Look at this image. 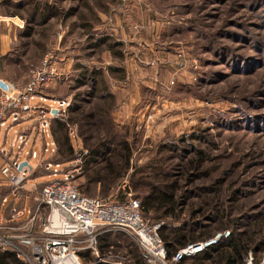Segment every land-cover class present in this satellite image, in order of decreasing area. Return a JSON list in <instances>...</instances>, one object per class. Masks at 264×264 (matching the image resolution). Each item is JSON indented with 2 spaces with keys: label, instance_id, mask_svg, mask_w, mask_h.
Listing matches in <instances>:
<instances>
[{
  "label": "rangeland",
  "instance_id": "1",
  "mask_svg": "<svg viewBox=\"0 0 264 264\" xmlns=\"http://www.w3.org/2000/svg\"><path fill=\"white\" fill-rule=\"evenodd\" d=\"M40 1L41 6L55 9L49 24L52 44L61 33L57 27L60 24L62 42L70 51L77 46L75 50L90 61H101L110 43L91 47L93 37H86L88 27L103 29L98 33L116 31L125 17L129 28L124 79L116 72L115 80L109 84L100 77L97 82L96 76L93 88L87 77L60 78L44 93L50 94L47 98L67 102V119L75 117L70 110L76 106L100 117L101 112L107 118L105 125L96 120L79 121L77 126L70 122L66 132L56 131L63 171L71 173L81 194L121 204L130 197L141 198L143 192H137L132 183L148 167L145 175L153 171L165 173L166 181L177 182L185 195L195 194L186 200L180 219L191 203L202 205L200 216L211 217L203 203L211 202L216 189L220 207L235 220L237 232L247 229L250 220L264 223V0ZM106 18H111L108 24L104 23ZM139 37L143 41L140 47ZM110 50L121 63L119 47L113 45ZM109 90L115 97L103 99ZM38 121L27 116L18 124L6 122L0 128L3 156L17 164L27 161L33 170L39 161L48 163L55 148L48 134L43 137L35 131ZM27 129H32L29 135L24 134ZM70 131L73 148L60 138ZM17 135L26 143L21 152ZM106 142L110 155L105 158L110 160L88 166L91 157L86 150ZM124 142L131 155L128 167L120 171L116 163L122 162L113 150ZM199 152L205 160L199 172H187L200 158L196 155ZM33 154L35 158H28ZM54 160L61 162L59 155ZM109 162L124 177H109L98 183L92 180L95 170L105 173ZM155 162L163 165L164 173L150 170L149 165ZM37 175H45L36 181L39 184L53 180L44 171ZM145 175L143 178L148 177ZM216 181L219 184H214ZM12 199L13 196L7 198L0 217L10 208ZM20 202L18 197L13 211ZM25 210H30L28 201ZM154 216L150 212L143 218L151 225ZM245 222L248 224L243 228ZM261 236L264 237V228ZM195 246L202 249L204 244ZM251 255L254 261L264 258L260 249L252 250Z\"/></svg>",
  "mask_w": 264,
  "mask_h": 264
},
{
  "label": "built area",
  "instance_id": "2",
  "mask_svg": "<svg viewBox=\"0 0 264 264\" xmlns=\"http://www.w3.org/2000/svg\"><path fill=\"white\" fill-rule=\"evenodd\" d=\"M61 63L60 54L53 50L39 64L29 68L22 86H10L0 79V128L9 120L18 124L27 116L35 117L39 118L36 132L43 137L48 134L51 138L47 116L53 117V111L64 116L67 102L53 101L45 106L43 99L44 93L62 78ZM36 101L41 103L36 105ZM16 144L20 152L25 150L26 143L21 135H17ZM0 155L3 156L1 151ZM3 157L1 203L6 202V194H14L23 188L33 170L23 168L19 172L15 160ZM35 157V154L28 155V158ZM36 169L47 172L53 180L45 183L32 197V207L26 212L25 222H0V252L13 251L26 264H82L78 254L83 251L95 254L101 234L121 231L136 242L144 264H174L178 261L180 255L168 260L166 248L158 235L161 224L149 226L144 222L140 201L135 197H130L124 204L89 198L80 194L71 173H63V166L39 162ZM195 248V245L190 246L181 254L193 255L200 250ZM244 264H264V258L255 263L249 253Z\"/></svg>",
  "mask_w": 264,
  "mask_h": 264
},
{
  "label": "trees",
  "instance_id": "3",
  "mask_svg": "<svg viewBox=\"0 0 264 264\" xmlns=\"http://www.w3.org/2000/svg\"><path fill=\"white\" fill-rule=\"evenodd\" d=\"M51 11L53 14L55 9H51ZM95 77L97 78V82L99 77V80L103 82L101 73L97 72L94 74H88L87 78H89V81L91 82L90 85L93 88V84L95 85L96 82ZM82 79L83 78H80V80ZM103 95V99H106L107 97V99H109L111 97V95L108 93ZM71 110V114H75V117L67 119V110V113L64 116H58L59 118L53 120L52 124H50V135L54 144L55 151L53 157L48 161V163L59 164L63 166V154L59 153L61 151L57 142L58 140L56 138V131L66 132V128L69 126V124L73 123V125L77 126V123L79 121L81 123H87L89 121L96 120L97 124L99 125L106 124L107 118L103 117L105 115L101 112H98L100 113V115H102L100 117L96 114H92L91 112L85 113L83 108L80 106H76ZM98 110L101 111V109ZM60 138L64 144H69L72 148L74 147L71 140V131L66 137L61 136ZM106 145L107 142L100 143L97 144V149L86 150L87 156L91 157L90 161L88 162V166H97L101 161L110 160V157L105 158L110 155V147L109 145ZM117 149H119L120 151H117ZM66 150L69 151L70 149H68L67 147ZM115 154L122 162L121 164L116 163L120 166L121 170H119L124 171L129 165L131 155L129 145L126 142L121 143L119 147L113 150V155L115 156ZM58 155L61 162H57L54 160V157ZM196 155L200 158H196L194 163H192L189 168L186 169L187 172L193 170L194 172L198 173L200 163L205 161L204 158L200 156V152ZM114 166L115 165L113 163L109 162L107 164V170L104 171L105 173H103V171L100 169H96L92 174V180H96V182L98 183L107 179L109 180V177L114 180L123 178L124 175L120 174L119 172L116 173L115 170L112 169V167ZM149 167L151 168V171H153L154 169L162 171L163 165H161L160 162H155L151 163ZM147 169L148 167H145V172H142L139 177L135 179V181L133 180L132 187L139 193L143 192L140 196L141 198L135 197L140 201V212L142 218L143 216L147 217L151 212L155 216L152 218L153 223L149 226L161 224L158 230V235L166 248L169 261H172L173 258L180 255L178 261L174 264H244V258L249 253H251L252 250L258 252V250L260 249L262 253H264V237L261 236L263 234L264 228L263 222L258 223L250 220L248 223H254L247 226L248 223L245 222L243 228H246L247 226V229H245L243 232H237L236 227L234 228L233 226L235 220L228 217L224 207H220V193L216 189L214 191L211 202L203 203V205H205V207L208 208L212 213L211 217L205 219L203 215L200 216L199 214L203 209L202 205L191 203L187 214H185L184 217L180 219V214L183 213L182 208L187 205L186 200H191L195 196V194L187 193V195H185V191H182L177 182L166 181L167 175L163 171L162 172L164 174L155 173L156 171H153V173L151 172L149 175H145L144 173H146ZM40 171L43 170H39V172ZM64 172L65 171H63V173ZM45 173L46 175L48 174L47 172ZM101 173H103V175ZM143 175L148 177L143 178ZM188 177L191 178L192 175L189 173ZM148 178L152 181H149ZM214 184H219V182L216 181ZM43 185L44 184H42V186ZM38 191L39 190L32 193L31 202L32 197H34ZM205 192L207 193L208 191L205 190ZM199 243H203L204 246L202 247V249L196 251L193 255L181 254L188 247L197 245ZM135 257L136 264H144L141 250ZM258 262L259 261H255V263ZM24 263L25 262L20 260L14 252L10 253L9 251H5L0 253V264Z\"/></svg>",
  "mask_w": 264,
  "mask_h": 264
},
{
  "label": "crops",
  "instance_id": "4",
  "mask_svg": "<svg viewBox=\"0 0 264 264\" xmlns=\"http://www.w3.org/2000/svg\"><path fill=\"white\" fill-rule=\"evenodd\" d=\"M41 3L40 0L0 1V79L2 81L10 86H22L29 68L39 64L42 59L53 50H57L62 58L61 77L64 79L71 77L80 79L82 77H87L90 73L94 74L99 72L102 74L103 79L108 80L110 84L115 80L114 75L116 72L121 74V79L123 78V74L124 76L126 75V70L124 68L125 63L123 62L126 58V46L129 42L130 33L128 26L125 25V17L121 20L122 26L119 25V30L116 31L98 33L102 32L101 30L103 29L94 28L95 26L93 28L88 27V31L90 32L86 37H93V45L91 47L95 45L99 47L103 43H110L108 48L103 51L106 56H104L101 61H90L84 59V56L75 50L77 46L74 50L70 51V47L67 46L65 42H62L63 29L60 24H58L57 27L61 33L57 34V42H55L54 45L52 44V30L49 24L53 20V14L50 7L41 6ZM48 4L50 6V3ZM110 19L111 18H106L104 23L108 24ZM116 37H118V39H116ZM139 39L137 45L140 47L143 41H141V37H139ZM80 42L81 41L78 43ZM113 45L119 47V56L122 58L121 63H117L112 56L113 54L110 48L113 47ZM108 92L112 96L115 95L110 90ZM47 96H50V94L46 93V95H44L43 102L45 103L51 104L53 101H60L47 98ZM38 103L41 102L36 101V105ZM58 118V115L51 117L50 124H52L53 120ZM31 130L32 129H27L24 134L29 135ZM3 160L4 157L0 155V167ZM38 173L39 169L32 170L25 185L20 191L14 194H6V202H0V211L1 207L7 203L8 197L13 196V199L10 208L5 212L3 217H0V222L12 224L25 222L27 218V211L25 210L26 201L29 202V208H31L32 193L35 192L40 185L45 184L36 183L38 179L45 176L37 175ZM18 197H20L21 202L17 206V210L13 211V205ZM139 252L140 249L138 245L131 237L121 231H110L99 236L95 254L90 251H83L79 253L78 257L82 264H136L135 256H137Z\"/></svg>",
  "mask_w": 264,
  "mask_h": 264
},
{
  "label": "water",
  "instance_id": "5",
  "mask_svg": "<svg viewBox=\"0 0 264 264\" xmlns=\"http://www.w3.org/2000/svg\"><path fill=\"white\" fill-rule=\"evenodd\" d=\"M51 114H52L53 116H56V115H57V113H56L55 111L51 112ZM23 168H27L28 171L31 170V168H30V166H29V164H28L27 161H24V162L19 163L17 169H18L19 172H21V171L23 170Z\"/></svg>",
  "mask_w": 264,
  "mask_h": 264
}]
</instances>
